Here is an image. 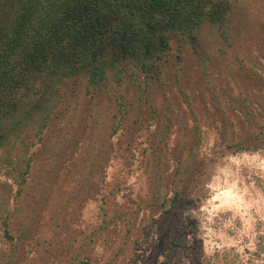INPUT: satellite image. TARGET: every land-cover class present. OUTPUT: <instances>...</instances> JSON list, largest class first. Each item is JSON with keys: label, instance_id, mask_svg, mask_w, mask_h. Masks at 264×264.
I'll use <instances>...</instances> for the list:
<instances>
[{"label": "rangeland", "instance_id": "rangeland-1", "mask_svg": "<svg viewBox=\"0 0 264 264\" xmlns=\"http://www.w3.org/2000/svg\"><path fill=\"white\" fill-rule=\"evenodd\" d=\"M231 26L233 46L210 29L198 51L174 40L161 79L141 80V93L129 72L113 92L124 116L102 112L84 86L30 155L16 145L18 168L32 161L21 193L0 174V216L13 235L0 218V264H264V86L244 66L264 72V0ZM166 102L174 119L160 151L154 115ZM69 103L75 114L61 121ZM192 145L194 173L178 183L185 198L166 213L152 187L160 176L173 196Z\"/></svg>", "mask_w": 264, "mask_h": 264}, {"label": "trees", "instance_id": "trees-1", "mask_svg": "<svg viewBox=\"0 0 264 264\" xmlns=\"http://www.w3.org/2000/svg\"><path fill=\"white\" fill-rule=\"evenodd\" d=\"M256 1L0 0V174L18 184L21 193L32 158L25 168H18L14 149L22 145L24 157L30 155L31 148L43 141L66 96L85 86L89 96L97 92L102 112L117 106L124 116L122 97L114 99L113 92L129 72L136 92L141 93L147 89V84L142 89L141 80L161 79L174 40L183 39L198 51L204 32L210 29L233 46L231 25L236 15L245 7L252 11ZM244 66L264 86V72ZM165 107L154 115L160 124L154 137L160 151L174 119L170 103ZM74 114L70 104L61 121ZM112 127L114 136L122 123ZM200 143L201 137L196 146ZM195 152L192 145L182 157L173 196L162 192L160 176L156 178L151 200L166 213L185 198L178 183L189 181L194 173ZM108 208L102 207L104 219L110 214ZM2 224L4 237L13 241L8 218H2ZM71 264L86 263L71 259Z\"/></svg>", "mask_w": 264, "mask_h": 264}]
</instances>
